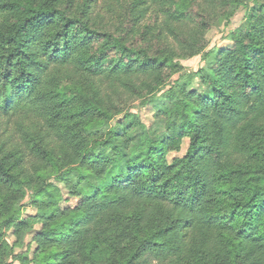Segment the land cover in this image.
I'll use <instances>...</instances> for the list:
<instances>
[{"label":"trees","instance_id":"trees-1","mask_svg":"<svg viewBox=\"0 0 264 264\" xmlns=\"http://www.w3.org/2000/svg\"><path fill=\"white\" fill-rule=\"evenodd\" d=\"M154 1L176 50L155 51L148 30L137 33L145 0H131L126 25L112 30L64 0H0V126L16 120L20 136L0 143V264H264V0ZM249 1L257 8L231 33L233 47L207 52L216 17ZM200 54L206 66L158 110L160 133L127 113V103L152 105L179 59ZM84 76L91 88L108 81L114 112ZM193 79L202 89L189 90ZM121 112L145 133L134 146L135 125L111 126ZM185 138L186 154L169 160ZM52 179L80 199L76 208H61Z\"/></svg>","mask_w":264,"mask_h":264},{"label":"rangeland","instance_id":"rangeland-1","mask_svg":"<svg viewBox=\"0 0 264 264\" xmlns=\"http://www.w3.org/2000/svg\"><path fill=\"white\" fill-rule=\"evenodd\" d=\"M145 1V4L141 5L139 8L141 10V14L144 15V17L142 16L138 20L136 26L137 33H141L144 30H148V34L146 35L148 37V41H150L149 43H151V46L155 51L160 49V44L162 42L164 44L163 48L173 47L176 50L177 43L174 41V37H172L164 27H159V25L162 24L164 20L163 14L160 12V4L155 2L154 0ZM66 3L71 4L72 11L76 15L81 16V14L85 11L92 22H96L99 25L112 30L116 27H121L124 24L126 25L127 17L129 16L128 8L130 7L131 0H111L108 5L104 4V0H64L63 4L66 5ZM195 5L199 9L200 7L206 5V1L197 0L195 2ZM256 8V4L252 1H249L246 2L243 6H232L228 10L230 18H227L225 16L216 17V20L206 32V40L208 44L207 52L217 49L219 47L232 48L233 43L230 38L231 33L237 31L238 29L246 27L248 24L249 13L252 9ZM135 12L137 13V11ZM178 31L188 32L189 26L184 24L182 27H178ZM156 35H163L162 39H156ZM178 53L181 52L178 51ZM179 61L181 62L183 69L179 73L174 75L165 91H163L156 98L155 102L152 105L142 107V104L140 102L135 103L133 106H131L130 103H127L125 105L128 110H126L127 113H131L137 116L140 122L146 126L147 130L151 129L152 132L156 134L160 133L162 129L161 127L164 125V120L159 118L158 116V110L160 111L164 104L168 102L167 96L172 91H174L178 83H184L189 75L198 73L203 67L206 66L204 54L193 56L191 58H181L179 59ZM83 81L88 86V88H86L87 93H91V91H93L94 89H98L102 91L103 94L107 97L111 95V97L115 100V104L111 102L106 107L111 108L113 112L115 111L117 95H114L110 91V88L108 89V81H97L98 84L95 85L94 88H91V86L95 81H91L89 77L84 76ZM188 88L189 90L202 89L199 86L198 79H193V81L190 82V86ZM107 92H110V94H108ZM124 96L128 97V95H123V97ZM127 113L121 112L120 114H118V116H115L114 120L111 122V126L115 127L116 125L126 123V120L130 121L133 125H135V127L133 130L128 132L127 137L129 140V144L131 145V143L133 144L135 142V144H137L145 133L143 129L136 128V119L131 116L127 118ZM2 121L3 123L0 126V143L6 141V145L12 147L14 144L16 145L18 143L16 140H18L17 136L19 135L14 133L16 120H14L9 126V128H7L8 131H6L5 120L2 119ZM156 122L158 123V127H155ZM13 142L14 144H12ZM188 147L189 140L185 138L180 153H170L169 160H173L176 157H183L186 154ZM27 166L30 167L29 162L27 163ZM51 182L54 183L60 191V196L62 198L60 206L63 210H72L79 205L80 199L75 198L70 194V190L66 186L65 182L57 181L55 179H52ZM31 195L32 193L28 191V194H26V197L23 201H21V203L23 205H29L28 203L31 200ZM24 214L26 218H29V226L32 228L38 219V211L34 207L28 206L26 207ZM34 228L35 231L38 232L41 229V226H34ZM33 233L34 232L28 234L25 238V241L20 242L18 244V253H23L29 248L28 246L29 243H31ZM7 240L10 244L16 241L13 231H10L7 234ZM34 248L35 245H33V249ZM6 257L7 260L11 257L8 255V252H6ZM154 264L157 263L155 262ZM158 264L165 263L161 262Z\"/></svg>","mask_w":264,"mask_h":264}]
</instances>
